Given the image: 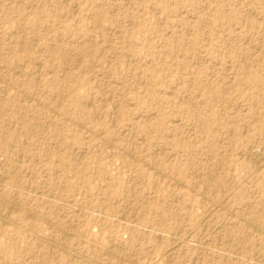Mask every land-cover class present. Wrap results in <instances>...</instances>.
Instances as JSON below:
<instances>
[{"label":"rangeland","instance_id":"obj_1","mask_svg":"<svg viewBox=\"0 0 264 264\" xmlns=\"http://www.w3.org/2000/svg\"><path fill=\"white\" fill-rule=\"evenodd\" d=\"M263 40L264 0H0V264H264Z\"/></svg>","mask_w":264,"mask_h":264},{"label":"bare ground","instance_id":"obj_2","mask_svg":"<svg viewBox=\"0 0 264 264\" xmlns=\"http://www.w3.org/2000/svg\"><path fill=\"white\" fill-rule=\"evenodd\" d=\"M56 34V33H55ZM95 35V34H94ZM249 40V39H248ZM264 41V40H263ZM246 42V41H245ZM257 45V44H256ZM30 46V45H29ZM31 47V46H30ZM33 48V47H32ZM16 50V49H15ZM74 50V49H73ZM29 51V50H28ZM27 51V52H28ZM78 51V50H77ZM27 52H26V54H27ZM255 52V51H254ZM79 53V52H78ZM24 54V53H23ZM129 58V57H128ZM134 60V59H133ZM133 62V61H132ZM41 63V62H40ZM255 66V65H254ZM249 67V66H248ZM37 68V67H36ZM39 68V67H38ZM40 69V68H39ZM248 69V68H247ZM133 70V69H132ZM250 71V70H249ZM254 74H256V73H254ZM24 75V74H23ZM231 79V78H230ZM62 83V82H61ZM13 86V85H12ZM113 93V92H112ZM92 95V94H91ZM82 98V97H81ZM21 100V99H20ZM107 100V99H106ZM38 101V100H37ZM45 102V101H44ZM92 102V101H91ZM27 103V102H26ZM41 104V103H40ZM45 104V103H44ZM218 107V106H217ZM55 109V108H54ZM215 109V108H214ZM55 111H56V109H55ZM57 112V111H56ZM140 115V114H139ZM155 115V114H154ZM178 117V116H177ZM45 123H46V119H45V121H44ZM78 123V122H77ZM19 124H23V123H19ZM81 124V123H80ZM44 125V124H43ZM45 125H47V124H45ZM82 126H83V124H81ZM34 128V127H33ZM60 128V127H59ZM42 129V128H41ZM47 129V128H46ZM69 129V128H68ZM42 131V130H41ZM101 136V135H100ZM102 137V136H101ZM143 138V137H142ZM60 141V140H59ZM97 142V141H96ZM61 143V142H60ZM60 143H58V144H60ZM51 144V143H50ZM110 144V143H109ZM102 145V144H101ZM14 146V145H13ZM61 146V145H60ZM252 147H254V146H252ZM82 148V150H83V147H81ZM85 148V147H84ZM121 148V147H120ZM256 148V147H255ZM254 148V149H255ZM261 148H262V146H261ZM81 150V149H80ZM140 150V149H139ZM249 150H250V147H249ZM251 150H252V148H251ZM261 151V150H260ZM77 152V151H76ZM82 152V151H81ZM251 152V151H250ZM253 152H256V151H253ZM257 152H259V151H257ZM21 153V152H20ZM252 153V152H251ZM85 154V153H84ZM133 154V153H132ZM259 154V153H258ZM264 153H262V155H263ZM18 155H20V154H18ZM22 155V154H21ZM20 155V156H21ZM76 155H77V153H76ZM252 155H255L256 156V154H252ZM258 156V155H257ZM260 156V155H259ZM22 157V156H21ZM29 157V156H28ZM79 157H81V156H79ZM79 157H77V159L79 158ZM128 157L130 158V159H132V160H136V159H138V158H140V157H138V156H134V154L133 155H131V154H129L128 153ZM155 157H158V156H155ZM257 158V157H256ZM255 158V159H256ZM20 159V158H19ZM22 159V158H21ZM20 159V160H21ZM34 159H36V157L34 158ZM76 159V158H75ZM263 159V162H262V164H264V157L262 158ZM17 160V159H16ZM81 160V159H80ZM113 160V159H112ZM140 160V159H139ZM260 160H261V158H260ZM259 162V161H258ZM148 163V162H147ZM79 164V163H78ZM149 166H151V165H149ZM152 167V166H151ZM258 167V166H257ZM43 168V167H42ZM199 168H201V167H199ZM198 168V169H199ZM150 169H152V168H150ZM156 169V168H155ZM204 169V168H203ZM208 169V168H207ZM210 169V168H209ZM158 170V169H157ZM19 171V170H18ZM160 172H161V170H159ZM204 172V171H203ZM211 172H213L212 170H211ZM210 172V173H211ZM44 173V172H43ZM60 173V172H59ZM162 173V172H161ZM164 173V172H163ZM209 175H210V173H209V171L207 172ZM220 173V172H219ZM165 174V173H164ZM222 174V173H221ZM211 175H212V173H211ZM200 176V175H199ZM233 176V175H232ZM58 177V176H57ZM32 178V177H31ZM56 179H58V178H56ZM20 180V179H19ZM46 181V180H45ZM108 181V180H107ZM55 182V181H54ZM220 182V181H219ZM49 183H50V181H49ZM52 184V183H51ZM184 184V183H183ZM213 184V183H212ZM218 184V183H217ZM50 185V184H49ZM56 187V186H55ZM142 187V186H141ZM132 190V189H131ZM138 191V190H137ZM145 192V191H144ZM141 193V192H140ZM146 193V192H145ZM133 194H135V193H133ZM140 195V194H139ZM145 195V194H144ZM204 195V194H203ZM147 196V195H146ZM72 197V196H71ZM133 197H135V196H133ZM206 197V196H205ZM73 198V197H72ZM138 198V197H137ZM139 198H140V196H139ZM146 198V197H145ZM1 199V198H0ZM140 199H142V198H140ZM131 200V199H130ZM129 200V201H130ZM73 201V200H72ZM116 201V200H115ZM135 201V200H134ZM4 202V201H3ZM128 202V201H127ZM133 202V201H132ZM143 202H145L144 200H143ZM258 202V201H257ZM72 203V202H71ZM130 203V202H129ZM248 203V202H247ZM8 204H10V203H8ZM15 204H16V202H15ZM112 204V203H111ZM131 204V203H130ZM139 204V203H138ZM137 204V205H138ZM140 204H142V203H140ZM121 205V204H120ZM128 205V204H127ZM245 205V204H244ZM19 206V205H18ZM131 206V205H130ZM140 206V205H139ZM248 207V206H247ZM105 208V207H104ZM128 208V207H127ZM131 208V207H130ZM249 208V207H248ZM131 210V209H130ZM261 210V209H260ZM17 211V210H16ZM127 212V211H126ZM136 212V211H135ZM135 212H134V214H135ZM233 212V211H232ZM256 212V211H255ZM234 213V212H233ZM245 213H247V212H245ZM125 213H123V215H124ZM208 214V213H207ZM248 214V213H247ZM7 216V215H6ZM125 216V215H124ZM133 216V215H132ZM138 217H139V215H138ZM2 218V217H1ZM3 218H4V216H3ZM3 218H2V220H3ZM33 218H34V215H33ZM122 218H123V216H122ZM7 219V218H6ZM135 219V218H134ZM138 219V218H137ZM243 219V218H242ZM241 219V220H242ZM4 220H5V218H4ZM6 221V220H5ZM9 221V220H8ZM120 221V220H119ZM50 222H51V220H50ZM249 223V222H248ZM55 224V223H54ZM255 224V223H254ZM206 225V224H205ZM253 225V224H252ZM256 225V224H255ZM249 226V225H248ZM254 226V225H253ZM187 227V226H186ZM256 227V226H255ZM60 228V227H59ZM59 228H58V230H59ZM70 228V227H69ZM184 228V227H183ZM62 229H64V228H62ZM146 229V228H145ZM225 229V228H224ZM229 229V228H228ZM262 229V228H261ZM260 228H256V230H258V231H260L261 230ZM29 230L31 231V229L29 228ZM188 230V229H187ZM204 230V229H203ZM60 231V230H59ZM66 231V230H65ZM81 231V230H80ZM193 231V230H192ZM262 231V230H261ZM63 232H64V230H63ZM180 232V231H179ZM103 234V233H102ZM187 234H189L190 235V233H187ZM64 235H65V233H64ZM83 235V234H82ZM160 237V236H159ZM220 237V235L218 236V238ZM230 237V236H229ZM37 238H39V237H37ZM71 238V237H70ZM186 238H188L187 236H186ZM45 239V238H44ZM180 239L181 238H178V236H175L174 237V239H173V241L175 242V243H178L179 244V241H180ZM185 239V238H184ZM231 239V238H230ZM38 240V239H37ZM183 240V239H182ZM219 240H220V238H219ZM45 241V240H44ZM47 241V240H46ZM38 242V241H37ZM42 242V241H41ZM52 241H50V243H51ZM229 242V241H228ZM237 242V241H236ZM43 243V242H42ZM41 243V244H42ZM51 244H53V243H51ZM200 244V243H199ZM40 245V244H39ZM54 245V244H53ZM116 245V244H115ZM51 246V245H50ZM204 246V245H203ZM59 247H60V245H59ZM62 247V246H61ZM208 247V246H207ZM64 248V247H63ZM111 247H109V249H110ZM109 249H107V251H106V254H107V257H109V259L110 258H112V257H116L117 256V253L115 252V249L114 250H109ZM67 250V249H66ZM68 253L67 254H69L70 256H75V257H78V255H76L74 252H69V250L67 251ZM123 254V253H122ZM127 256V255H126ZM83 257V256H82ZM118 257V256H117ZM260 257H262V256H260ZM125 259V258H124ZM201 260V259H200ZM96 262H98V261H96ZM110 263V262H109ZM108 263V261L106 260V262H104V263H99V264H109ZM95 264V263H94ZM97 264V263H96ZM198 264H200V263H198Z\"/></svg>","mask_w":264,"mask_h":264}]
</instances>
